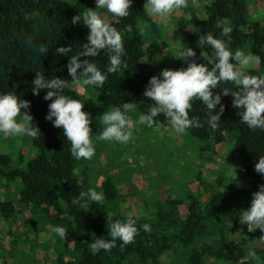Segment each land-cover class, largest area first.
<instances>
[{
    "label": "trees",
    "instance_id": "obj_1",
    "mask_svg": "<svg viewBox=\"0 0 264 264\" xmlns=\"http://www.w3.org/2000/svg\"><path fill=\"white\" fill-rule=\"evenodd\" d=\"M253 1L264 8V0H196L195 5L189 0V7L178 11L183 16H171L182 48H193L197 62L206 63L211 49L198 47V40L199 35L211 32L225 41L230 39L233 51L250 50L261 56L262 63L250 71L264 75V18L252 14ZM144 4L145 0H133L131 15L115 19L107 12L100 13L94 0H0V92L15 90L29 101L30 114L41 131L38 140L24 138L37 151L26 165V160L20 164L0 154V221L7 225L6 232L0 225V264H264V253L256 261L247 260L249 245L264 234L259 230L248 233L243 226V233L235 237V230L242 226L239 213L250 207L252 194L264 184V176L254 170L255 162L264 155V131L254 132L239 123L230 96H222L225 112L217 131L205 126L166 138L164 145L174 146L173 153L162 150L168 164L151 169L148 162L141 164L136 157L144 151L137 146L135 131L127 144L102 142L93 136L96 155L91 160H76L63 130L45 120L51 103L43 99L46 93L32 94L31 82L37 71L47 77L71 79L66 68L68 58L55 55L56 49L71 46L70 55L76 54L87 42L89 30L83 21L74 25L73 17L82 16L87 9L97 10L123 37L127 67L111 74L100 89L73 86L65 94L84 103L82 110L91 114L93 135L102 130L99 117L123 102H135L144 112L146 103H154L143 96L149 79L164 69L186 67L177 59L178 52L164 50V19L146 16ZM223 26L232 27L230 38L220 37ZM26 37L45 43L49 52L39 58L24 43ZM171 58L176 59L169 65ZM92 59L101 70L105 68L106 55ZM221 92L222 88L216 90V94ZM193 108L190 116L203 119L201 102H193ZM129 115L137 118L136 113ZM155 119L170 130L163 114ZM182 140L191 143L190 158H186L188 151L182 158L176 155L178 149H174ZM116 144L127 150L121 162L109 164L107 156ZM230 144L228 151L246 187L221 170L212 180L205 176L209 169L202 161ZM134 158L137 171L132 168ZM179 167L183 174L177 179ZM143 171L147 178L134 182L132 175L143 176ZM89 188L103 192L104 201L88 209L73 206L72 199ZM146 188L150 195L144 193ZM129 196H141L144 201L135 213L139 234L134 242L124 248L117 242L111 253L92 255L90 243L95 238H108V220L128 215L125 200ZM145 223L151 225L150 232L140 227ZM57 225L66 228L65 240L51 232Z\"/></svg>",
    "mask_w": 264,
    "mask_h": 264
},
{
    "label": "clouds",
    "instance_id": "obj_2",
    "mask_svg": "<svg viewBox=\"0 0 264 264\" xmlns=\"http://www.w3.org/2000/svg\"><path fill=\"white\" fill-rule=\"evenodd\" d=\"M100 13L107 12L115 19L127 18L131 15L133 0H94ZM196 0H192L195 5ZM189 7V0H145L144 14L148 17L167 19L181 9ZM97 10L87 9L83 15L73 17L74 25L83 24L88 28L87 42L80 45V50L70 55L73 49L59 47L55 55L68 58L66 65L70 80L47 77L43 71L35 72V79L31 82L33 95L39 96L43 91V99L51 101L48 104V113L45 120L51 122L57 129L63 130V135L70 144V153L76 160H91L96 155L93 136L99 141L107 143L127 144L133 139L134 131L142 128L152 129L158 116L163 114L167 120L170 135L176 137L192 129H203L205 126L217 131L221 125V117L225 112L222 104L223 97H231L232 107L237 110L241 124L251 131H264V75L252 74L250 71L262 63L261 56L250 50L230 49V39L218 38L208 32L199 35L198 47L211 49L206 63L197 62V53L193 48L184 46L177 53V59L186 67L178 70L164 69L158 76L149 79L143 92L147 100L145 111L139 110L135 102H123L111 111H105L99 121L102 130L98 135L92 134L90 127L91 114L83 111L84 103L66 95L67 89L73 86L85 90L91 85L96 89L104 86L111 74L118 73L127 64L124 60L126 50L123 37L118 29L107 22ZM233 29L223 26L220 37H229ZM24 43L39 58L49 52L45 43H40L34 37H26ZM106 55L107 64L101 70L92 58ZM231 85V87H222ZM222 88L220 94L216 90ZM201 102L203 119L192 115L193 102ZM217 106L219 111L217 112ZM29 101L18 96L15 90L0 92V135L14 136L38 140L41 131L30 114ZM138 118L133 120L130 113H137ZM232 180L236 179V170L231 167ZM254 170L264 176V155H260L255 162ZM105 199L103 192L89 188L80 192L72 199L73 206L88 209L91 205L101 204ZM239 224L246 226L248 233L259 230L264 234V184L259 185L258 191L252 194L251 204L246 210H241L238 216ZM143 231L150 232L151 225L145 223L140 226ZM108 238H95L90 243L92 255L101 251L111 253L119 246L124 248L134 242L139 234L135 214H128L123 219L108 220ZM51 232L61 240L67 236L64 226H54ZM240 233H243V229ZM264 241V235L259 239ZM249 259L258 260L257 249H250Z\"/></svg>",
    "mask_w": 264,
    "mask_h": 264
},
{
    "label": "rangeland",
    "instance_id": "obj_3",
    "mask_svg": "<svg viewBox=\"0 0 264 264\" xmlns=\"http://www.w3.org/2000/svg\"><path fill=\"white\" fill-rule=\"evenodd\" d=\"M254 3L255 2L253 1L250 4V6L252 7V9H251L252 14L254 15L255 18L263 19L264 18L263 6L261 4H258L257 6H255ZM182 14L183 13L180 11V12H177L175 15L177 16V18H179V16H181ZM173 19H174V17L173 18L169 17V18L163 20V23H165L164 31L166 34L164 41H163V45H164L165 51L179 52V50L182 48V46H181L182 41L177 36L178 30L176 28V25L171 23L173 21ZM175 59L176 58H171L169 65H172L174 63ZM139 110L141 112H143L144 109L139 107ZM136 115L138 118V112L136 113ZM137 118H135V119H137ZM135 133H136L135 135L138 136V139H137L138 145L137 146L142 151H144V153L141 156H136L140 159L141 164H143V162H148L150 164L151 169H156V168L161 169L165 164H168V162L165 161V158L163 157L164 155L162 154V150H164L166 152L169 149L170 152L173 153L172 147H174V146L164 145V143H166V142H164V141H166V138H168L170 136L174 137V136L169 134L170 130L165 129L159 123H156V125L152 129L142 128L140 131H135ZM191 141L193 142L194 140L192 139ZM190 145H191V143L188 141H186V143H184V140H182V142H179V146H176V148L174 149V150L178 149L176 155L179 156V158H182V156L185 155V152L188 151L186 158H190L192 155V147ZM230 146H232V145L230 144L229 147H227V146L221 147V149H219L217 151V154L212 156V158L210 157L209 160L202 161V164L205 165V168H207V170L209 169L208 173H206L205 176L207 177V179L212 180V177H214L216 175V172L221 170L222 173L226 177H228L229 179L232 180V176L230 175V173L232 171L230 168V166H231V167H234L236 170V179L234 180V182H238L241 186L246 187L245 181L243 182L241 174H239V172H240L239 166L234 161L233 154H231L228 151V150H231ZM124 149L127 150V147H124V146L121 147L120 145L118 146V144H116V147H114L113 151L110 152L109 155L107 156L106 162H108L109 164H118L119 162H121L123 159L124 153H125ZM179 149H182L185 151H181ZM104 150H103V153H104ZM133 150L135 152L137 151L135 149H133ZM0 154H7L11 158H13L14 161H17L20 164H22V160H26L25 161V165H26L29 161H31L37 155V151L33 147L28 145L24 141V138H17L14 136L4 137V136L0 135ZM128 154H130V153L128 152ZM102 156H101V158H102ZM132 156L133 155H131V157ZM234 156H235V154H234ZM131 161L133 162L132 168L137 171L138 170L137 165H136V163H134L135 158L132 159ZM197 161H199L198 157H197ZM103 162H104L105 167H107V163L105 161H103ZM171 162L174 163L173 161H171ZM170 167H171V164L167 168H169V170H170ZM115 173H117V171H115ZM147 174H145L144 171H143V176H140V177H138L139 176L138 174H136V176L133 174L132 175L133 181L136 179H140L141 177H142L141 180L144 177L147 178ZM182 174H183V172L181 171V168L179 167L176 170L175 177L177 179H179V178H181L180 176ZM128 192H130V188L128 189ZM144 193L147 195H150V190H148L146 188L144 190ZM125 204H126V206H125L126 212L128 214H131V213L135 214L139 208L144 206L143 197H141V196H129L126 198ZM0 225H1L2 231L6 232L7 231V229H6L7 225L3 224L2 221H0ZM242 229H243V226H239L235 230V237L240 236V234H241L240 232ZM248 249L249 250L250 249H257V255H259L258 257H260L261 254L264 253V241H261V240L255 241L249 245ZM247 260L252 261L249 258ZM4 264H5V261H4Z\"/></svg>",
    "mask_w": 264,
    "mask_h": 264
}]
</instances>
